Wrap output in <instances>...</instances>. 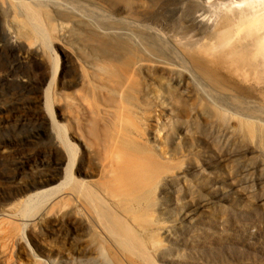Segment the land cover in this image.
<instances>
[{
	"label": "rangeland",
	"instance_id": "374dc122",
	"mask_svg": "<svg viewBox=\"0 0 264 264\" xmlns=\"http://www.w3.org/2000/svg\"><path fill=\"white\" fill-rule=\"evenodd\" d=\"M243 1L139 0L133 8L132 2H121L109 10L101 0H58L45 7L48 14L74 9L83 25H98L106 37L123 39L132 50L129 74L160 93L158 103L140 100L143 120L136 125L102 101L116 94L96 82L95 63L87 59L92 53L80 57L79 36H51L47 46L10 38L12 18L0 14V264H129L101 227L75 215L84 210L68 190L67 203L41 209L30 222L18 214L25 198L63 180L67 163H55L67 155L66 146L55 123L77 148L75 178L88 184L100 180L87 172L93 159L76 126L111 114L121 119L117 128L123 136L150 151L139 159L156 158L161 168L152 178L154 195L144 192L137 205L148 233L135 228L147 241H161L164 251L152 253L157 264H264V75L254 80L253 97L246 96L201 76L185 57L200 41L214 48L215 34L227 30L217 14L227 3L240 8ZM210 3L218 7L212 10ZM138 11L157 24L150 27L162 36V54L145 45L142 38L150 30L142 23H112ZM77 71L87 86L67 85ZM129 198L119 206L123 215L126 207L135 211Z\"/></svg>",
	"mask_w": 264,
	"mask_h": 264
},
{
	"label": "bare ground",
	"instance_id": "6f19581e",
	"mask_svg": "<svg viewBox=\"0 0 264 264\" xmlns=\"http://www.w3.org/2000/svg\"><path fill=\"white\" fill-rule=\"evenodd\" d=\"M101 1L111 5L110 8L108 7L109 10H115L117 8L115 6L121 2H124V5L125 2L127 4L132 2L128 6L133 8L139 0ZM57 4L58 0H0V14L6 12L8 17L12 18L9 29L10 38L28 42L31 39H37L47 46L51 36L57 39H62L67 34L79 36L81 41L76 48L81 53L80 57L84 59L87 50L92 53L93 57L91 58L92 55L88 54L87 59L90 58L95 63L93 68L96 82L107 87L104 90L116 94L102 101L105 100L109 105L120 108V112H126L127 114L123 116L135 122V125L141 122L143 118L139 108L140 100H147L150 104L158 103L160 93L154 84H142L129 74L133 67L132 50L127 48L126 43H121L123 39L113 40L106 37V34L98 29V25H91L93 29L88 28V25L84 24V26L76 19L80 18V15L74 9L69 10L70 12L54 10L52 14L45 13V7L52 8ZM76 4L80 5L78 1ZM217 5L210 3L208 7L215 10ZM234 5L227 3L222 7L221 14L216 16L217 23L225 26L227 30L215 34L214 48L206 49L200 41L198 46H201L185 50V57H189L196 72L201 76L218 85L253 97L257 86L254 80L264 75V0H244L240 8ZM147 15L148 13L138 11L124 19H114L112 23L128 26L142 23L146 29L150 30L148 37L142 38L145 45L148 49L154 50L151 53L162 54L160 50L162 36L156 28L150 27L151 24H157L149 21L150 18L146 17ZM103 30L107 31V29ZM55 67L59 69L58 64H55ZM71 80L67 83L68 86L88 85L85 75L79 77L78 71ZM23 83L25 84L24 81ZM26 84L29 83L26 82ZM51 103L52 97L47 93L46 105L49 112H52ZM119 121L121 119L114 114H111V119L109 115L103 119L92 116L86 124L80 123L76 126L80 139L84 140L89 151L90 159H93V163L91 161L87 166V172L97 175L100 179L93 184L78 181L75 178L77 148L67 136L65 139L64 131L67 132V130L54 122V128L62 135L64 138L62 142L66 146L67 155L57 159L55 163L56 166L63 162L67 163L63 180L58 186L25 198L18 214L24 221L30 222L37 217L41 209L49 205L53 207L67 203L70 192L69 196L71 195L84 210L80 212L76 209L75 215L93 224V227H101L103 233L114 242L129 264H157L153 260L152 253L156 252L159 255V252L164 251L161 241L155 238H149L147 241L135 228L140 227L142 228L140 232L148 233L147 218L136 212L139 210L137 205L145 197L144 192L146 196L154 195L152 178L155 174H159L161 168L155 161L156 158L147 157L148 161L139 159V156L147 155L150 151H142L138 147V140L131 135L123 136L119 132L120 128H117ZM64 190L69 192L63 195ZM53 191H56V194H53ZM127 198L133 200L132 206L135 211L131 212L129 207H126V215H123L119 206L126 205ZM116 263L122 264L120 261Z\"/></svg>",
	"mask_w": 264,
	"mask_h": 264
}]
</instances>
